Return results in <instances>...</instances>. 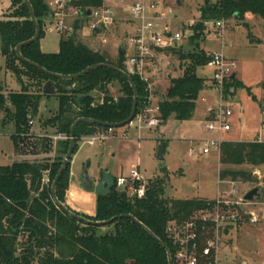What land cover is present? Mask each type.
Instances as JSON below:
<instances>
[{"label": "trees", "instance_id": "trees-1", "mask_svg": "<svg viewBox=\"0 0 264 264\" xmlns=\"http://www.w3.org/2000/svg\"><path fill=\"white\" fill-rule=\"evenodd\" d=\"M29 2L40 27V34L37 40L21 48L23 57L56 74H77L95 64H110L127 71L124 54L117 50V56L111 57L106 51L90 48L76 31L60 35L58 51L43 52L39 40L44 34L43 26L50 10L45 0ZM100 3L101 0L75 1V4L83 6ZM247 13L264 19V0L203 1L199 20L191 27L193 33L188 38L192 49L168 50L178 56L181 72L169 78V85L163 92L153 89L154 93L159 94L161 122L171 116L181 121L192 119L199 93L209 87L207 78L196 74L197 67L203 66L209 59L207 52L199 45L204 35L203 22L228 18L242 20ZM34 33L35 26L26 3L23 0H11L7 18L0 19V53L6 56V68L14 73L22 88L17 92H8L7 95L0 89V110L14 122L15 132L11 135L14 156L40 155L41 159H22L0 165V264H168L165 248L144 227L161 239L173 253L174 247L164 232L166 223L172 219H188L194 211L212 207L214 200L165 197L168 174L163 160L168 141L158 139L155 156L161 176L147 180L144 195L135 197L119 191L115 185L116 178L113 177L107 179L106 188L100 187L95 191L94 216L82 215L93 221H105L118 215L131 214L136 220L123 216L107 225L89 224L70 216L56 205L51 184L68 150L70 125L78 117L107 123L124 121L132 109L133 89L118 70L107 66L68 80L51 76L20 61L15 54V46L30 39ZM129 74L137 90L138 112L147 101V82L136 74ZM23 77L34 81L38 90L30 92ZM45 84L54 90L58 108L44 124L53 127L55 133L67 136L59 142L52 159V140L32 134L29 124L37 112L40 97L49 96L42 93ZM109 84L119 86L121 94L117 98L108 93ZM230 85L236 90L241 82L235 76L227 87ZM93 91L95 93L91 94ZM67 113L72 114V119L64 125ZM106 128L87 122L77 124L74 129L73 153L82 135ZM219 161L223 166L246 164L264 167V143L255 140L224 141L220 147ZM69 174L70 162L55 186L56 197L64 204ZM45 175L48 183L42 181ZM218 176L220 180H257L250 171L228 167L220 169ZM102 227L111 229L101 231ZM20 237H23L21 242Z\"/></svg>", "mask_w": 264, "mask_h": 264}, {"label": "rangeland", "instance_id": "rangeland-1", "mask_svg": "<svg viewBox=\"0 0 264 264\" xmlns=\"http://www.w3.org/2000/svg\"><path fill=\"white\" fill-rule=\"evenodd\" d=\"M204 0H184L178 4L172 3V12L166 14L165 20L170 22L173 30L187 29V24L199 20L200 7ZM11 7V0H0V17L6 16ZM225 32L222 38L207 39L204 32L199 45L206 52L220 51L235 59L237 63L236 78L241 82L234 95L226 100L233 115L229 118L231 130L224 133L223 137L231 140L251 141L256 140L258 134L264 137V131L260 129V123L264 116L260 113L264 109V19L247 13L242 20L228 18L224 24ZM44 34L40 38V47L44 52H55L58 48L60 34L54 31L48 22L43 26ZM133 30L127 28L120 20L112 27L98 36L77 33L79 38L90 48L106 51L111 57L117 56V46L126 42V32ZM193 31L191 32L192 35ZM86 34V33H85ZM83 35V36H82ZM190 35V36H191ZM189 36V38H190ZM104 40V41H103ZM190 39L182 41L175 48L190 51L192 45ZM48 50V51H45ZM126 51L129 53L130 48ZM152 68L149 73L153 72ZM181 72L178 56L173 51L160 53L157 57L156 80L161 85V90L169 85L167 74L172 77ZM210 68L204 64L197 67L196 74L201 77H209ZM155 76H152L153 78ZM150 81L153 83V78ZM30 92L38 90L37 84L22 78ZM115 90L108 88V93L114 98L121 94L117 84ZM153 84V89H154ZM22 88L17 77L6 68V56L0 53V89L4 95L8 92H17ZM160 93V91H158ZM155 95H159L155 93ZM102 98V95L100 96ZM216 91L204 88L197 98L195 115L190 120H177L169 117L161 122L158 127H143L139 133L134 128H127L124 136V126L115 127L116 135L110 136L104 142L93 145H78L73 153L70 163V172L77 178L83 175L92 180L100 177L111 179L117 176H128L130 169L137 167L139 172L148 179L160 177L159 162L155 156L157 138L169 140V150L164 154L163 164L167 168L168 181L165 185V197L178 199H192L203 197L216 198L218 192L228 189V184L220 181L218 173L222 168L250 171L256 181L236 180L239 188L238 196L245 195L254 187L259 188L260 196L254 198L255 204L250 209H255L257 222L251 223L247 219L244 223L234 228L222 239L223 245L219 252V261L224 264H264V167L251 165H220L219 153L213 149L208 155H199L197 142L208 136L203 130L201 119L204 117L207 107L217 101ZM58 100L55 96L40 97L37 112L32 118L30 132H52L50 126L44 121L57 108ZM12 109V108H11ZM47 129H41L40 126ZM15 132L14 122L0 110V165H8L16 160H39L41 156L16 155L14 156L11 135ZM139 135V137H138ZM41 137V136H40ZM65 140V139H63ZM58 141L53 145V151H57ZM191 147L195 148L194 156H189ZM51 155V159L54 158ZM43 157V156H42ZM64 157V156H63ZM99 183V182H98ZM97 183V188L99 184ZM69 187V185H68ZM65 191V204L81 215L94 216L95 210L70 202V191ZM236 198V196L234 197ZM96 206V194H95ZM111 227H102L101 231H107ZM23 237L19 238V242ZM243 261H246L243 263Z\"/></svg>", "mask_w": 264, "mask_h": 264}, {"label": "built area", "instance_id": "built-area-1", "mask_svg": "<svg viewBox=\"0 0 264 264\" xmlns=\"http://www.w3.org/2000/svg\"><path fill=\"white\" fill-rule=\"evenodd\" d=\"M76 0H45L50 12L45 20L57 33H77L98 36L122 20L126 32V42L118 45L124 49L125 65L128 73L136 74L147 82L148 97L146 104L138 112L135 111L131 120L124 125L122 131L125 136L127 128L139 131L145 128L158 127L161 123L159 97L153 92L152 77L149 71L156 67L157 57L171 48L188 40L192 26L198 21H190L187 29L173 30L170 22L165 20L166 14L172 12L171 4H178L184 0H101L99 5L83 6L75 4ZM220 2L222 0H212ZM89 11V14L87 13ZM200 16V12H199ZM207 39L222 38L225 28V19L208 20L203 22ZM86 33V34H85ZM83 36V35H82ZM104 41V40H103ZM130 48V52L126 51ZM209 59L206 65L211 73L207 78L208 89L216 91L217 101L207 108L206 117L202 122L203 130L208 136L199 140L197 144L199 155H208L213 149L220 154L222 142L227 141L223 134L231 130L229 118L233 115L226 100L234 95L235 88L227 84L232 76H236L237 63L235 59L220 51H208ZM156 69V68H155ZM264 116V109L260 112ZM32 124V120L29 121ZM264 131V120L260 123ZM116 135L115 127H107L93 134L82 135L78 145H93L104 142L110 136ZM139 137V135H138ZM54 140L66 139V135H55ZM257 142L264 143V137L259 134ZM195 148L191 147L189 156H194ZM220 180V179H219ZM44 183H48L45 175ZM227 183L228 189L218 192L212 207L194 211L188 219L169 220L164 232L174 247L171 264H220L219 252L223 245L222 239L231 230L248 220L255 223L258 220L255 209H250L255 201L243 199L238 196L239 188L233 180H220ZM147 179L139 172L138 167H133L129 175L116 178L115 185L119 191L126 192L135 197H142ZM236 196V198H234Z\"/></svg>", "mask_w": 264, "mask_h": 264}, {"label": "water", "instance_id": "water-1", "mask_svg": "<svg viewBox=\"0 0 264 264\" xmlns=\"http://www.w3.org/2000/svg\"><path fill=\"white\" fill-rule=\"evenodd\" d=\"M23 1L28 6L29 13H30V18L33 21L34 26H35V33L30 39L25 40L23 42H20V43H18L15 46V54H16L17 58L20 61L26 62V63L30 64L31 66H33V67L39 69L40 71H42V72H44L46 74H49L51 76H55V77L61 78V79H68V80L77 79V78L83 76L84 74H86L87 72H89L90 70L99 68L101 66H107V67H110V68L118 70L127 79V81L129 82V84L131 85V87L133 89L132 109H131L129 117L127 119H125L124 121L119 122V123H107V122H100V121H97V120L92 119V118L78 117L70 125V132H69L70 140H69L68 150H67L66 154L64 155V157L62 159V162H61V165H60V168L58 169V172L56 174V177H55V179L53 180V182L51 184V191H52V197H53L54 202L56 203V205L61 207L70 216H72V217H74V218H76L78 220H81V221H83L85 223H89V224L107 225V224H110L114 219H116L118 217H123V216L130 217V218L136 220L133 217V215H131V214H123V215H118V216L112 217L111 219L105 220V221H93V220L87 219L86 217H84V216L80 215L79 213L75 212L68 205L60 202L58 200V198L56 197V194H55L56 182H57L59 176L62 174L63 170L65 169V167L70 162V160H71V158L73 156L74 144H75V141H74V129L77 126V124H79L81 122H87V123L97 124V125H102V126H107V127H120V126H124L126 123H128L131 120V118L134 116L135 111H136V105H137V90H136V86H135V84L133 82V79L131 78L130 74L127 71L118 69V68H116V67H114L113 65H110V64H95V65H91V66L86 67L84 70H82L81 72H79L77 74L64 75V74H56V73L50 72V71L46 70L44 67L40 66L39 64H37V63H35L33 61H30V60L26 59L25 57H23V55L21 54V48L26 46V45H28L29 43L37 40L38 37H39V34H40V27H39V25H38V23H37V21L35 19V16H34V13H33V9H32V6H31L29 0H23ZM87 13L89 14V11ZM117 49H118V52L120 54H124L125 51H124V49L122 47H118ZM232 77H235V75H233ZM51 92L53 93L54 90L47 88V84H45L43 86V88H42V93L45 94V93H51ZM94 93H95L94 91L91 92V94H94ZM71 119H72V114L71 113H67L64 116L63 124L67 125ZM107 186H108V180L104 179V180H101L99 182V187L98 188H100V187L106 188ZM259 196H260L259 188L258 187H254V188L250 189L249 191H247L245 193L243 199L247 200V201H251L254 198H258ZM144 228L150 233V235H152L153 238H155L165 248L166 254H167V262H168V264H171V256L169 254V248L165 245V243L161 239H159L157 236H155L149 229H147L146 227H144Z\"/></svg>", "mask_w": 264, "mask_h": 264}, {"label": "crops", "instance_id": "crops-1", "mask_svg": "<svg viewBox=\"0 0 264 264\" xmlns=\"http://www.w3.org/2000/svg\"><path fill=\"white\" fill-rule=\"evenodd\" d=\"M10 12V9L6 12V14H8ZM7 17L6 16H3V17H0V19H6ZM46 22V21H45ZM60 39V38H59ZM58 47H59V40H58ZM45 51H48V50H45ZM56 51H58V48H57V50H55V52ZM44 52V51H43ZM156 67H157V64H156ZM155 67V68H156ZM154 73H156V69H154L153 70V72H151L150 74H151V76H155L154 75ZM168 77H172L170 74H167V78ZM175 77V76H174ZM153 78V77H152ZM153 84L155 85L154 86V88L156 89V90H159L160 92H163V90H161V85L159 84V82H158V80H156V76L153 78ZM168 87V86H167ZM166 87V88H167ZM108 88H110V89H112V90H115V89H117L116 88V85H114V84H109L108 85ZM165 88V89H166ZM164 89V90H165ZM45 94H48L49 96H46V97H51V96H55L54 95V92L52 93H45ZM102 94H100V96H101ZM113 97H114V95L113 94H111ZM118 96H119V94H118ZM56 97V96H55ZM158 97H159V95H158ZM57 98V97H56ZM160 98H161V96H160ZM58 100V99H57ZM197 103V102H196ZM57 108H58V106H57ZM57 108L51 113V115L50 116H52L53 114H55L56 113V111H57ZM208 108V107H207ZM206 113H207V110H206V112H205V115H204V117L201 119V121L203 122V120H204V118L206 117ZM194 115H195V113H194ZM49 116V117H50ZM48 117V118H49ZM194 117V116H193ZM33 120V119H32ZM40 128L43 130V129H47V127L44 125V126H40ZM52 132H50V133H43V132H39L38 134H36V133H34V132H31L32 134H34V135H36V136H46V137H48V138H50L51 140H52V143H53V145L55 144L56 145V143L58 142V141H61V140H63V139H57V140H54V139H52L51 137L52 136H55V135H58V134H61V135H65V134H63V133H55L54 132V128L53 127H51L50 126V128H49ZM158 139H165V138H157L156 139V144H157V140ZM165 140H167L168 141V146H167V149L166 150H169L170 149V147H169V140L168 139H165ZM227 140H231V139H227ZM13 152H14V150H13ZM53 154H55V150L54 151H52L51 152V154H50V157H51V155L53 156ZM70 163H71V160H70ZM138 167V166H137ZM167 169V168H166ZM131 170V169H130ZM168 171V170H167ZM130 172V171H129ZM129 175V174H128ZM121 176V175H120ZM120 176H117V177H120ZM116 177V178H117ZM124 177H126V176H124ZM145 177V176H144ZM146 178V177H145ZM85 179H87V181L89 182V183H85ZM106 180L107 178H103V177H100L98 180H92L90 177H88V176H85V175H83V176H81L80 178H77L72 172H70V174H69V187H68V190H67V193L69 194V191H70V195H69V198H70V202L71 203H78V204H80V205H84L85 207H87V208H90V210H95V191L97 190V183L98 182H100L101 180ZM147 179V178H146ZM168 181V180H167ZM99 184V183H98ZM87 189H90V190H87ZM200 198H203V197H200ZM206 199H208V198H206ZM210 200H212V199H210ZM246 261H243V263H245ZM220 264H224L223 262H221L220 261Z\"/></svg>", "mask_w": 264, "mask_h": 264}, {"label": "flooded vegetation", "instance_id": "flooded-vegetation-1", "mask_svg": "<svg viewBox=\"0 0 264 264\" xmlns=\"http://www.w3.org/2000/svg\"><path fill=\"white\" fill-rule=\"evenodd\" d=\"M85 183H89V182L87 181V179H85Z\"/></svg>", "mask_w": 264, "mask_h": 264}]
</instances>
